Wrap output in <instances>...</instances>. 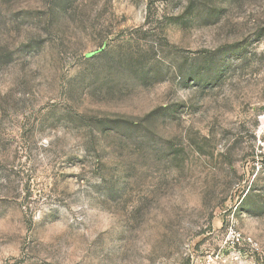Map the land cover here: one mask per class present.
Listing matches in <instances>:
<instances>
[{
	"label": "rangeland",
	"instance_id": "obj_1",
	"mask_svg": "<svg viewBox=\"0 0 264 264\" xmlns=\"http://www.w3.org/2000/svg\"><path fill=\"white\" fill-rule=\"evenodd\" d=\"M0 264H264V0H0Z\"/></svg>",
	"mask_w": 264,
	"mask_h": 264
}]
</instances>
